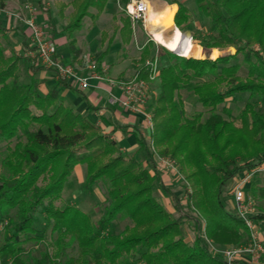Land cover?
Wrapping results in <instances>:
<instances>
[{
    "label": "trees",
    "instance_id": "1",
    "mask_svg": "<svg viewBox=\"0 0 264 264\" xmlns=\"http://www.w3.org/2000/svg\"><path fill=\"white\" fill-rule=\"evenodd\" d=\"M100 1L91 18L99 15L107 0L69 1L79 11L71 13L73 19L64 26L69 37L80 27L83 9ZM193 1L208 18L212 33L204 39V50L227 44L235 45L237 53L252 43L260 50L243 52L244 77L238 74L240 64L231 61L235 53L215 59L177 56V62L161 66L149 80L156 91L149 111L153 122L150 140L157 154L174 158L184 175L185 204L176 195L172 199L187 210L185 215L174 217L150 193L156 177L135 153H120L97 125L62 102L58 89L43 94L35 79L19 82L13 70L21 56L10 60L0 49V142L5 141L7 148L1 159L7 174L0 176V225L4 229L0 264H226L209 242L224 246L245 241L246 227L235 212L223 206L220 194L229 179L264 160V112L255 109L254 101H246L238 115L225 105L217 108L233 92L264 100V0ZM175 2L178 7L173 18L177 25L188 28L187 6ZM5 30L0 25V33ZM128 39V33H123L122 40ZM73 44L70 39L72 51ZM140 52L147 54L146 43ZM78 54H73V60H80ZM167 54L175 56L171 51ZM148 72L141 66L137 74L145 79ZM185 83H190L205 114L182 112L179 89ZM97 139L117 151L116 157L103 163L102 157L91 159L97 147L86 148ZM139 143L154 167V152L145 141ZM73 147L85 150L77 153ZM78 163L85 165V185L98 179L105 183L107 205L96 221L73 205L54 203ZM251 190L264 198V184L256 185L252 179ZM39 207L56 237L51 251L44 249L29 261L21 245L24 239L40 238L38 232L42 231L33 225ZM119 214L129 222L112 232L109 224ZM183 219H192L196 229L190 242L183 239ZM74 244L75 252L67 254Z\"/></svg>",
    "mask_w": 264,
    "mask_h": 264
},
{
    "label": "rangeland",
    "instance_id": "2",
    "mask_svg": "<svg viewBox=\"0 0 264 264\" xmlns=\"http://www.w3.org/2000/svg\"><path fill=\"white\" fill-rule=\"evenodd\" d=\"M29 1L31 2L32 0H29ZM48 1H50V4L55 10V12H58V14H60L61 17H64L65 24L70 23L71 20L73 19L72 18L73 14L71 13L74 12L76 15L79 12V11L75 12L77 10H75V8H73V5L69 3L70 0H48ZM149 1L151 5L153 4L152 5L153 8L157 6V3H163V2L169 3V4L175 3L176 7H178L177 2H175L176 0L175 1L174 0H149ZM177 1H181L187 6V9L189 12V20H188L187 27L192 32V40L200 41L199 45H195V44H192V45L195 47H199L200 49L199 54L201 55L196 56V54L192 52L191 54L192 56L188 58L208 57L210 59H215L216 57L220 55H229V54L233 55L236 53V49H237L236 46L227 45V44L213 46L211 48L204 50L203 48V46L205 45L204 39L212 35V33L208 31V24H209L208 18L203 16L199 12L193 0H177ZM101 3L102 2L100 1L98 2V4L94 3L86 7L85 9H83L84 15L80 19V27L73 30V32L76 31L77 33L79 31L78 29H80L79 39H83L84 35L82 33L84 29L91 30V28H93L94 26L92 33L94 32L96 33L93 37L92 44L95 45L96 43V45H98L96 47L98 51L96 52L94 51L91 53L93 56L91 60L100 62V60H103V56L106 53L107 55L104 57L105 62H113V61L116 62L117 60L119 61L124 60V63H126L127 65L135 67L132 74L127 79H124L125 81H127L128 79L132 78V76H134L135 73L137 74L138 69H140L141 66L145 69H148V64L146 63L147 60L156 58V70L158 72V69L161 66L167 65L170 62H177L178 61L177 56H182V54L169 50L164 45L156 42L153 39H150L149 38L150 33L152 32V30L157 29L156 28L157 25H151L149 23L147 24V30H144L142 23L140 21L133 22L124 13L122 9V3L120 0H107L103 6V9H101L98 15L99 18L97 20L93 19L92 21L94 22V24H92L93 26H91L90 13H95L97 10H99ZM172 23H174V25H176L177 28H179L181 32L184 30V28H182L183 26L177 25L174 18H173ZM122 25L127 30V32L125 29L124 30L120 29ZM102 32H104V35H102ZM123 33H128L129 35L128 40H125V41L122 40ZM145 43L148 49L147 54L145 52L144 53L140 52L141 46ZM0 49L2 50L3 55L9 58L10 60H14L16 59V57L21 56L22 59L19 58V60L15 62V67L13 71L16 74H18L19 82L24 81L23 79L26 73V70H25L26 67L21 65L22 63L21 60H23V58L25 60L27 57L22 55L21 49L17 50L15 48L13 40L9 37V34L6 31L4 32L2 31L0 33ZM249 49L260 50L259 46H257L255 43L250 44V46L248 47L244 45L242 50H239V52L236 53V57L231 60L232 62H238L240 64V69L238 71V74L241 77H244L246 73L245 62L243 59V52ZM213 50H215V54L213 56L214 58L211 56ZM167 51H171L172 53L175 54V56L167 54ZM141 55L144 56V60H141L140 58ZM137 77H139L138 74H137ZM145 80H148L147 82L149 86L148 93H147L148 105L146 107V110L150 111L151 107L154 104L156 91H154L153 87L150 84L149 74H147V78H145ZM190 83L182 84V87L179 89V94H180L182 104H183L182 112L184 114L189 115L197 111H202L203 114H205L206 113L205 108L199 102H197L196 96L193 94V92L189 88ZM223 87H225V85L221 86V88ZM246 101H254L255 109L258 112H264V100L257 101L256 99L249 98L247 92L231 93L228 97H226L223 103L219 104L217 109H220L221 105H225L226 107L230 108L231 113L233 115H238V113L243 108ZM249 114L250 113L247 112V115ZM236 123H239V121L237 122L236 120ZM152 125H153V122H152ZM19 133L21 135V132ZM21 138L24 139L23 136ZM86 149H89V150L94 149L96 152L91 157V159H99V157H102L100 159V163L105 162L107 159L114 158L118 154L117 151L111 150L110 146H106L105 142L103 140L100 142L99 139L92 142V145ZM84 150L85 148L83 147H73V151L77 153H81ZM6 151H7L6 142L5 141L0 142V176L1 174L2 175L7 174V171L1 165V159L6 154ZM119 152L122 153L121 151ZM160 156L169 157V155H160ZM152 164L154 165V167L149 162H147V164L143 163V165L149 169V172L154 173L156 177L155 181L153 182V188L151 189L150 193L163 205L165 209L171 211L174 217L178 215H185V211L187 210H185L184 207L182 208L181 206H177L176 202L172 199V195H176L181 205L185 204L187 182L184 178L183 173L179 170L178 172H176L169 168L163 167L162 165L158 163V160L155 157L152 161ZM237 175L238 174H236V176ZM236 176H234L233 178L229 179L226 182L225 186L222 187L221 194H220V198H221L223 206L227 210H230L233 212H235V208H234L233 197L231 194V187L236 179ZM84 177H85V165L82 163L75 164L71 173L67 176L65 182L63 183L64 185L60 192V197L57 200H55L54 203L59 207H62L67 204L73 205L87 212L88 214H90V216L92 217V221H96L103 213L104 207L107 205V203L105 202V183L104 181H102V179H98L95 181V183L91 185H85ZM252 179H254V183L256 185L264 184V174L263 173H255L252 176ZM251 181L248 187L247 186L245 187L246 197L253 202L252 203L253 209L252 211L248 212V215H250L251 217L250 219L253 220L252 222H255V228L257 229V231H258L257 220L263 219L260 225V233L264 238V216H258L262 213H263L262 215H264V198L260 197L258 193L252 192ZM162 185L167 187V189H164ZM47 202L48 200H46V203ZM128 222L129 220L126 219V217H122L119 214L115 218H113V220H111L109 224V230L112 232H118ZM33 225L37 229H40L42 231V232H38V234L40 235V238L24 239L21 245L23 248V252L29 258V261L32 260L33 256L38 257L41 251L44 249H48V251H51L52 243L56 237V231H52L51 222L49 223L46 222L44 214L41 211L40 207L34 212ZM181 227L183 230V239L188 242L192 241L193 237L196 234V229L195 227H193L192 219H183V222L181 223ZM3 231H4L3 226L0 225V243L3 237ZM201 233H203V231H201ZM29 235L30 237H33L36 234H29ZM20 236L22 238L25 237L23 233L20 234ZM246 240L247 239H245V241ZM245 241L243 243H245ZM75 246L76 245L74 244L72 247L68 248L67 254H73L76 250ZM209 246L210 248L214 247L216 249H222L225 247L226 248L232 247L234 245L229 244V245L221 246V245L212 243L211 245L209 244ZM255 257H256L255 258L256 262L252 264H259L261 261H264V246H263V251L255 253ZM233 261L234 262L232 264H251L249 262V259H245L243 255H238V257L234 258Z\"/></svg>",
    "mask_w": 264,
    "mask_h": 264
},
{
    "label": "crops",
    "instance_id": "3",
    "mask_svg": "<svg viewBox=\"0 0 264 264\" xmlns=\"http://www.w3.org/2000/svg\"><path fill=\"white\" fill-rule=\"evenodd\" d=\"M29 2L36 13V18L44 22L49 37L56 44L57 52L63 61L73 65H81L84 57L92 59V52L98 51L93 45V37L96 32L94 22L99 16L91 18V30L83 31V39H79L80 29L72 33V37L67 35L64 30L65 21L58 12H55L48 0H0V25L5 28L9 37L13 40L15 48L21 49L23 56L27 58L21 60L22 66L26 67L24 81L33 78L37 81V89L40 93H47L51 89H58V96L62 102L71 107L73 110L81 113L97 125L106 138L111 139L118 146L122 153H135L136 157L142 160L144 164L149 162L144 150L140 149V140L145 141L148 145L150 142L151 130L145 120L144 115L139 111L125 108L118 101L110 102L111 95L118 97L121 91L118 85L109 84L105 80H97L90 78L88 85L80 88L72 85L62 78H58L54 71L50 68H44L34 61L30 52L29 30L24 23V18L28 11L24 8V4ZM90 26V25H89ZM82 27V25H81ZM74 39V49L71 50L69 40ZM95 47V48H94ZM79 53L80 60H73V54ZM100 62L106 64L105 74L115 80L127 79L134 71V66L124 63V60L116 62H105L104 57ZM153 93V92H152ZM148 105L146 100L144 108ZM169 211V210H168ZM263 219L257 220L258 235L264 246V238L260 233V225ZM248 259L247 254H243ZM259 264H264L261 261Z\"/></svg>",
    "mask_w": 264,
    "mask_h": 264
},
{
    "label": "built area",
    "instance_id": "4",
    "mask_svg": "<svg viewBox=\"0 0 264 264\" xmlns=\"http://www.w3.org/2000/svg\"><path fill=\"white\" fill-rule=\"evenodd\" d=\"M24 8L28 11V14L23 20L29 30L31 47V49L27 50V52H30L32 58H34V61H36L38 65L44 68L52 69L58 78L65 79L72 85L80 88L87 86L90 78L97 79L98 81L105 80L111 85H118L121 95L118 97L111 95L109 97V101H118L127 109L141 112L144 115L150 130H152L153 125L150 112L144 108L149 89L148 80L137 77L136 73L127 81L115 80L105 74L107 68L106 64L91 60L87 57L83 58L81 65L66 63L58 54L56 44L49 37L44 22L37 20L36 13L32 5L29 2H26L24 4ZM150 8L151 3L149 0H126L122 3L124 13L133 22L140 21L144 30H147V24H149L148 12ZM156 28L160 30L162 29V26L157 25ZM149 38L155 40L152 32L150 33ZM146 63L148 64L149 77L152 79L157 72L156 58L147 60ZM149 146L154 152V157L158 160L160 165L178 172L177 163L173 158L156 154L151 140L149 142ZM255 173L264 174V160L255 164L250 169L238 173L231 187L235 213L247 229V240L245 243L228 248L225 247L222 249H216L211 247V250L222 255L226 264H232L234 262V258L243 254H247L249 256L248 259L251 264L255 263V253L263 251L258 231L255 228V222H252L253 220L250 219L251 217L248 215V212L253 209V202L248 199L245 194V187H248L250 181L252 180V176ZM209 244L211 245L212 243L209 242Z\"/></svg>",
    "mask_w": 264,
    "mask_h": 264
},
{
    "label": "bare ground",
    "instance_id": "5",
    "mask_svg": "<svg viewBox=\"0 0 264 264\" xmlns=\"http://www.w3.org/2000/svg\"><path fill=\"white\" fill-rule=\"evenodd\" d=\"M153 5V4H152ZM151 8L148 12V20L151 25H161L162 29L152 30L153 38L160 44L167 47L169 50L175 51L184 56H189L194 52L199 56L200 49L195 47L189 41L190 39H183L181 31L174 25L173 15L176 10L175 3H157V6ZM215 50L212 51V57ZM214 58V57H213Z\"/></svg>",
    "mask_w": 264,
    "mask_h": 264
},
{
    "label": "water",
    "instance_id": "6",
    "mask_svg": "<svg viewBox=\"0 0 264 264\" xmlns=\"http://www.w3.org/2000/svg\"><path fill=\"white\" fill-rule=\"evenodd\" d=\"M181 36H182L183 39H187L188 38V39L192 40V32H191V30L189 28L184 29L181 32ZM193 43L195 45H199L200 41L199 40H195V41H193ZM190 56H192V55H189V56H186V57H190Z\"/></svg>",
    "mask_w": 264,
    "mask_h": 264
}]
</instances>
